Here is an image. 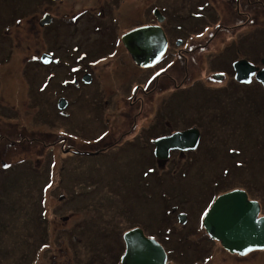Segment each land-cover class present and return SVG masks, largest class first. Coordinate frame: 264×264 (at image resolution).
<instances>
[{
    "label": "rangeland",
    "instance_id": "obj_1",
    "mask_svg": "<svg viewBox=\"0 0 264 264\" xmlns=\"http://www.w3.org/2000/svg\"><path fill=\"white\" fill-rule=\"evenodd\" d=\"M150 1L0 0V45L16 56L10 72L3 74L6 85L0 93V264H121L122 234L133 226L157 240L171 264H190V259L210 264L198 252L200 245L209 248L202 217L216 195L242 189L259 202L264 215V91L255 80L251 85L230 81L231 60L224 54L214 66L225 72L216 92L201 94L203 78L190 72L183 80L185 70L173 63L169 73L178 86L165 76L160 83L173 90V97L159 105V92L165 89L144 104L140 101L144 89L156 85L152 72L125 78L127 65L136 70L120 51L122 45L119 50L106 46L87 61L82 51L72 58L76 64H89L92 81L82 87L84 96L69 103L64 98L56 111L43 102L45 76L37 64L42 50L37 22L43 11L60 16L53 23L59 30L54 45L64 54L74 51L81 35L86 38L79 40L81 48L90 44V32L102 27L101 21L107 27L104 40L144 24ZM158 1L165 5V0ZM211 1L216 2L214 12L234 7L231 20L240 19L235 3L231 8L229 0ZM251 1L258 8L255 13L245 3L258 19L251 38L264 39V0ZM189 19L195 20L180 22L181 40H193L199 27L196 16ZM171 58L166 56L159 68ZM203 66L206 77L213 67L209 62ZM9 86L14 95L6 94ZM139 106L140 125L154 119L178 129L193 125L200 138L196 150L176 153L158 166L149 153L151 143L145 133L135 132L136 126L131 137L136 140L124 139L120 146L98 152L109 143L106 138H117L128 125L126 115L140 113ZM33 146L37 149L30 150ZM173 208L186 215L184 223L169 212ZM214 248L211 264H264V250L231 258L220 245Z\"/></svg>",
    "mask_w": 264,
    "mask_h": 264
},
{
    "label": "flooded vegetation",
    "instance_id": "obj_2",
    "mask_svg": "<svg viewBox=\"0 0 264 264\" xmlns=\"http://www.w3.org/2000/svg\"><path fill=\"white\" fill-rule=\"evenodd\" d=\"M246 2H248V4L250 5L249 6L250 9L255 7V13H257L258 8L252 5L253 3L251 0H229L227 3L231 6V8L232 5L235 3L237 14L240 16V19L234 18L233 20H231V16L234 12L233 11L234 7L232 8V10L229 7H226V9H224V12L222 11L214 12L215 10L212 8V6L216 2L211 0H165V5L159 3L158 0H151L150 7L146 6L144 8V12H146L148 15L147 22H145L144 24L135 25L128 29L130 30L132 28L141 25L160 26V28L162 29L165 35L166 38L165 52L163 53L161 59L154 66L147 68H143L137 65L134 62L133 58L131 57L130 53L123 46L121 42V36L124 32L128 30L124 29L123 32H121V34L120 33L118 34L115 40H108V38L104 40L103 32L107 30V27H103L104 24L103 21H101L102 27L99 26L94 30H92V32H90V34H92V42L90 44H86L83 46V48H81V44H79V40L83 39L84 41L86 39L83 35H81L76 38L77 39L76 43L78 44L77 47L74 49V51H71V49H69L66 50L64 54L60 53L59 50L57 51V48L54 45L56 40H58L57 38L59 36V30L57 26L53 24L57 18H60V16L53 15L50 14L49 12L43 11L41 17L37 22V26L40 30L39 33L40 39L38 40V43L40 47H42V50L40 51V55L38 56L39 63L36 61L39 69L41 70V73L45 76V81H44L45 88L42 90L43 93L42 96L46 94V97L43 99V102H50L52 105V109L56 111V105H58V102H60L62 99L64 100L65 98L67 103H69L70 100H75L77 98L83 97L84 95L81 93V91H83L82 87L88 86L92 81L91 77L88 75V71L86 70L89 64L86 63L76 64V61L73 60L72 56L77 55L78 53L84 51L86 55L83 57V60L87 61L88 57L91 54L102 52L104 48L109 45H111V47H114L115 49H118V46L122 45L123 49L120 51L127 53L131 59V63H133L132 65L136 71L134 72L132 68L131 70H129L130 66L127 65V67L124 68L125 78L126 76L133 78L142 73H146L147 71L149 72V75L152 72V74L156 77V85H154L149 90L144 89L143 91V100H140L143 104L148 100V98H153L152 94L155 91L157 92L158 89H165L159 92L161 96L160 98H158L159 105H162L163 101L165 102V97L167 96L173 97V90H171V88H167V86H165L164 83L163 85H161L160 83L163 82V79L166 76L169 81L174 82L175 87L178 86L176 80H174L171 74L169 73L170 67L173 63H176V65L179 67L181 65L180 68L185 70L183 80L188 79L190 72L193 75H196L197 73L198 76H196V78H203L204 81L203 87H200L202 89L201 94L208 95V93L216 92V90L219 89L218 86L222 87L220 83L225 79V72H223L222 70L214 69V66L217 64L216 61L217 56L220 55L221 53L224 54V57L228 58V60H231L229 62L231 68V73H229L230 81L232 80L234 83L242 84V85H251L254 78H252V81L248 84L238 83L234 79V69H233V63L238 60H246L247 62L258 67L259 69L264 67V63H263L264 39L251 38L252 27L255 25V21H257L258 19L256 18L255 15L253 16L250 12H248V7L245 4ZM154 9H157L159 11L160 16L162 17L161 20L158 21V19L155 17L153 13ZM262 9L264 10V5L262 6ZM84 10L85 9H82L81 11L84 12ZM113 13L115 14L114 11ZM45 14H48L50 16V23L40 26L39 21L42 19V17ZM166 14L169 15V17H171L172 19L169 18ZM195 16L197 17L196 20L198 22L197 26L199 25V27H196V30L194 32V39L189 41H187V39L186 40L179 39L178 37L181 36V34L177 33V31L182 30V24L180 22L183 20H190V21L195 20V19H189V17L193 18ZM234 17H235V13H234ZM84 29L86 30V32L88 31L87 28H83L81 31L83 32ZM46 41L48 44L46 43ZM253 47L256 50L252 49ZM250 52L252 56L249 55ZM10 56H12L11 59ZM43 56L46 57L47 63H45L42 60V58H44ZM56 56L58 57L56 58ZM61 56H62V62L59 64V58ZM166 56L172 58L168 61L165 68L160 69L159 66ZM3 57L7 59L2 60ZM14 57L16 56L13 55L10 51L7 52L6 50L2 49V46L0 45V93L4 92L5 90L4 86L6 85L4 84L5 82H3L4 80L3 74L10 72V69L12 68L10 63L12 62V59ZM32 57L33 55L31 56V58ZM90 57H96V56H90ZM249 59H252L254 61H250ZM205 62L206 63L209 62L210 65L213 67L212 69L207 70L208 74L206 77H204V75L202 74V72H204L203 70H205L203 68L204 67L203 63ZM6 69H8V71H6ZM129 71L130 73L128 74ZM216 74H221L222 79L220 80L216 79L215 78ZM149 75L146 79L148 80V82H149ZM13 89L14 88H11V86H9V90L11 92L8 93L6 92V94L9 95L11 93L13 94ZM3 99L4 98L0 96V100ZM74 103L76 102H73L72 104ZM130 104H131V108H133L134 106L133 102H131ZM138 110L140 112L138 114H134L131 116L126 115L125 120L129 121L128 125L124 129L120 128V134L117 138L114 139L106 138L107 139L106 142L109 143L101 147L98 152H103L104 150L107 149L116 148L117 146L121 145L120 143L124 139H129L128 141L136 140L131 137L133 135V130L137 126L135 132H143L146 134V138H148L149 142L151 143V148L149 150V153H153V156H155L154 141L156 139L160 137L169 136L174 132L183 131L190 128V126L189 128L185 127V129L173 128L171 127L170 124L167 123L163 125H159L155 122V119L150 120V122H148L147 124H145L146 122H144L142 125H140L141 122H139L140 119L138 118L143 112L142 106H139ZM116 123L119 124L121 122H116ZM100 140L101 138L98 139L97 142ZM37 146L39 147L38 144ZM36 149L37 147L33 146L30 150H36ZM70 151L71 150L68 148V151L65 152H70ZM119 151H121V148H119ZM186 152L188 151L180 152L179 150H174L169 152V156L166 159H159L156 156L154 158L156 159V163L158 164V166H160V163L164 165L170 159H172L171 158L172 155L174 154L176 155V153L177 154L179 153L180 155H184V153ZM94 153L95 152L91 154ZM173 210L174 208L169 210V212L172 211L173 212L172 215L175 214L176 219L178 220L179 215L181 213L179 212L174 213L176 211ZM134 227L136 226H133L129 229H132ZM185 230L190 231L189 228ZM185 233H189V232H185ZM123 234H122V241L125 249ZM205 237L209 239V248H207V246L200 245V250L198 253L199 255L202 256V258L206 263L210 262L211 264V259L215 257V253H211V252L213 249L216 250L214 246L220 245V243L210 238L206 233H205ZM221 250L225 251V253L228 254L229 257L231 258L244 257V256H237L236 254H231L222 247ZM222 257L224 261H228L225 258V256ZM190 264H194V262H192V259H190Z\"/></svg>",
    "mask_w": 264,
    "mask_h": 264
},
{
    "label": "water",
    "instance_id": "obj_3",
    "mask_svg": "<svg viewBox=\"0 0 264 264\" xmlns=\"http://www.w3.org/2000/svg\"><path fill=\"white\" fill-rule=\"evenodd\" d=\"M153 13L158 21L161 20L157 10ZM48 23L50 16L45 14L39 25ZM121 41L134 62L144 68L157 63L166 49V38L160 26H138L122 34ZM43 57L42 60L47 63L46 57ZM233 69L237 82L247 84L254 77L264 90V67L259 69L246 60H238L233 63ZM215 78L222 79V75L216 74ZM63 102L62 99L59 107ZM198 142L199 131L196 128L177 131L156 139L154 154L159 159H166L170 151L195 150ZM259 214L258 201L249 199L242 189H233L214 199L203 216L202 226L206 234L229 253L245 256L264 250V215ZM184 220L185 215H179V221ZM123 240L125 249L121 264H170L163 246L147 237L139 227L126 231Z\"/></svg>",
    "mask_w": 264,
    "mask_h": 264
},
{
    "label": "trees",
    "instance_id": "obj_4",
    "mask_svg": "<svg viewBox=\"0 0 264 264\" xmlns=\"http://www.w3.org/2000/svg\"><path fill=\"white\" fill-rule=\"evenodd\" d=\"M259 87H260V86H259ZM130 228H131V227H130ZM100 246H101V244H100ZM101 247H102V246H101ZM95 257H97V258L99 257V259H101V257H100L99 254H95L94 258H95ZM104 264H106V263L104 262Z\"/></svg>",
    "mask_w": 264,
    "mask_h": 264
}]
</instances>
